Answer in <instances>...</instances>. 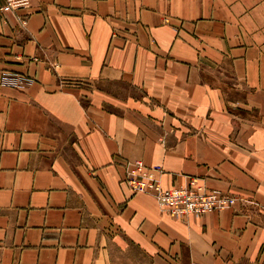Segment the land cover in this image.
Returning a JSON list of instances; mask_svg holds the SVG:
<instances>
[{
  "label": "crops",
  "instance_id": "0c3cea01",
  "mask_svg": "<svg viewBox=\"0 0 264 264\" xmlns=\"http://www.w3.org/2000/svg\"><path fill=\"white\" fill-rule=\"evenodd\" d=\"M125 159L255 204L174 217ZM0 264H264V0L0 11Z\"/></svg>",
  "mask_w": 264,
  "mask_h": 264
},
{
  "label": "built area",
  "instance_id": "2783aa9c",
  "mask_svg": "<svg viewBox=\"0 0 264 264\" xmlns=\"http://www.w3.org/2000/svg\"><path fill=\"white\" fill-rule=\"evenodd\" d=\"M28 0H5L0 11H14L25 8ZM24 26L26 16H17ZM31 81L21 75L4 76L3 82L14 87L23 88ZM162 172L157 166L145 165L141 160H128L122 162V180L133 191L147 189L156 199L160 208L174 217L200 216L206 213L219 211L234 205L236 202L248 203L244 196L223 192L219 189L208 190L195 179L189 180L185 185L163 188L158 176Z\"/></svg>",
  "mask_w": 264,
  "mask_h": 264
},
{
  "label": "rangeland",
  "instance_id": "374dc122",
  "mask_svg": "<svg viewBox=\"0 0 264 264\" xmlns=\"http://www.w3.org/2000/svg\"><path fill=\"white\" fill-rule=\"evenodd\" d=\"M26 23H27V17H26ZM114 35V34H113ZM230 194H233V193H230ZM234 195H237V194H234ZM237 196H240V195H237ZM247 200H249V204H255V202L247 197H245Z\"/></svg>",
  "mask_w": 264,
  "mask_h": 264
},
{
  "label": "bare ground",
  "instance_id": "6f19581e",
  "mask_svg": "<svg viewBox=\"0 0 264 264\" xmlns=\"http://www.w3.org/2000/svg\"><path fill=\"white\" fill-rule=\"evenodd\" d=\"M139 192H144V193H147L148 192V190L145 188V189H143V190H140ZM148 194H150V193H148ZM154 197V196H153ZM158 204V203H157ZM160 207V206H159Z\"/></svg>",
  "mask_w": 264,
  "mask_h": 264
}]
</instances>
